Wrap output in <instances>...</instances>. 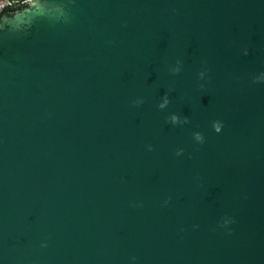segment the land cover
<instances>
[{
    "label": "water",
    "instance_id": "1",
    "mask_svg": "<svg viewBox=\"0 0 264 264\" xmlns=\"http://www.w3.org/2000/svg\"><path fill=\"white\" fill-rule=\"evenodd\" d=\"M0 264H264V0L4 15Z\"/></svg>",
    "mask_w": 264,
    "mask_h": 264
},
{
    "label": "flooded vegetation",
    "instance_id": "2",
    "mask_svg": "<svg viewBox=\"0 0 264 264\" xmlns=\"http://www.w3.org/2000/svg\"><path fill=\"white\" fill-rule=\"evenodd\" d=\"M32 0H0V19L27 6Z\"/></svg>",
    "mask_w": 264,
    "mask_h": 264
}]
</instances>
